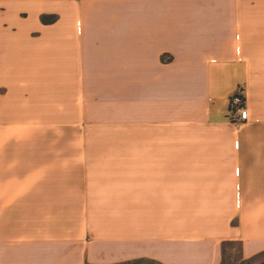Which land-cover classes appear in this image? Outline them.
Instances as JSON below:
<instances>
[{
  "label": "crops",
  "instance_id": "crops-1",
  "mask_svg": "<svg viewBox=\"0 0 264 264\" xmlns=\"http://www.w3.org/2000/svg\"><path fill=\"white\" fill-rule=\"evenodd\" d=\"M224 241L264 252V0H0V264Z\"/></svg>",
  "mask_w": 264,
  "mask_h": 264
},
{
  "label": "rangeland",
  "instance_id": "rangeland-1",
  "mask_svg": "<svg viewBox=\"0 0 264 264\" xmlns=\"http://www.w3.org/2000/svg\"><path fill=\"white\" fill-rule=\"evenodd\" d=\"M236 99L241 104L244 103V97L240 91L234 93L230 99L233 107ZM132 264L140 263L134 262ZM219 264H264V252L254 257L246 258L241 254L238 241H224L222 259Z\"/></svg>",
  "mask_w": 264,
  "mask_h": 264
},
{
  "label": "built area",
  "instance_id": "built-area-1",
  "mask_svg": "<svg viewBox=\"0 0 264 264\" xmlns=\"http://www.w3.org/2000/svg\"><path fill=\"white\" fill-rule=\"evenodd\" d=\"M234 110L238 112V117L243 120L247 121L249 119V111L243 104H241L237 99L234 101Z\"/></svg>",
  "mask_w": 264,
  "mask_h": 264
}]
</instances>
